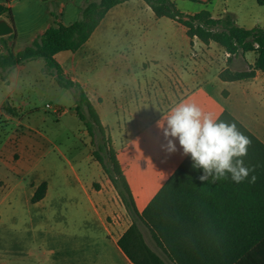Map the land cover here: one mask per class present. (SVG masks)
<instances>
[{"label":"crops","instance_id":"obj_1","mask_svg":"<svg viewBox=\"0 0 264 264\" xmlns=\"http://www.w3.org/2000/svg\"><path fill=\"white\" fill-rule=\"evenodd\" d=\"M50 1L53 6L47 12V20L32 34L25 47L54 24V13L65 25L76 21L85 0ZM173 1L182 12L204 14L202 10L182 9L178 1L184 0ZM0 3L11 9L14 20V1L0 0ZM234 6L222 7L217 13L210 14L220 17L229 12L242 27H264V14L259 8L255 9L254 4L253 12H247L243 2L235 1ZM0 18L7 20L16 30V44L19 31L15 22L12 24L6 16L0 15ZM143 30L157 40L153 43V58L160 66L169 57L180 55L183 59L170 61L158 78L151 79V84L136 82V77L131 81L120 82L100 70L103 60L111 58L112 45L120 42L124 34L128 36ZM160 36H165L164 47L160 45ZM196 50L200 51V55ZM224 53H227L226 50L216 42L206 44L197 37L188 36L187 28L178 21L158 17L145 0H128L108 11L79 50L56 54L57 61L70 78L84 87L103 125L108 128L113 148L141 214L187 157L182 154L178 140L175 153L168 154L161 148L166 141L159 125L166 122L167 116L178 103L195 102L205 113H211L216 118L227 111L264 143V72L258 71L255 77L249 79L224 81L220 78V73L228 67ZM256 57L254 52L240 54L234 58L232 68L240 70L236 66L244 64L249 68ZM239 59L242 60L236 65ZM148 84L158 89L157 94L153 97L146 94L141 101L135 99L131 92H143ZM116 90L124 92L121 99L113 93ZM101 168L87 185H79L82 194H64L61 197L63 201L72 203L73 210L63 212L57 229L48 223L47 212L30 213L26 232L31 236L21 241L25 253L18 257L14 248L17 243L9 237L7 248L11 250L6 249L5 252L9 253L0 255V264H134L118 245L133 219ZM75 183L67 180L69 187ZM38 186L33 188V194ZM49 190L50 183L45 197L33 202L35 207H44ZM207 197V201H211V197ZM216 197L221 201L220 196ZM68 218L72 221L70 225ZM145 220L147 224L139 221V227L146 243L152 250L162 253L160 242L149 228L148 217ZM163 257L172 264L167 256Z\"/></svg>","mask_w":264,"mask_h":264},{"label":"trees","instance_id":"obj_2","mask_svg":"<svg viewBox=\"0 0 264 264\" xmlns=\"http://www.w3.org/2000/svg\"><path fill=\"white\" fill-rule=\"evenodd\" d=\"M125 1L128 0H85L79 18L69 25L60 22L54 13V24L19 51L14 50L16 30L0 37V70L11 71L18 65L43 59L46 72L56 83L73 91L76 114L96 147L93 156L133 219L118 245L134 264H169L164 255L172 264H264V143L258 137L224 111L218 119L235 122L251 139L244 160L247 166L254 168L250 175L256 176L255 182L245 180L237 184L230 175L226 180L213 182L210 176L208 181L201 182L198 176L203 174V169H193L187 156L141 214L108 128L103 125L84 87L71 79L57 61L55 56L59 52L79 50L108 11ZM145 1L158 17L183 24L191 38L197 37L206 44L216 42L226 50L228 67L220 73L222 80L249 79L258 71L264 72V27H242L229 12L213 17L208 11L204 14L182 12L173 0ZM258 2L264 4V0ZM6 14L13 24L11 9L7 6L0 15ZM248 52L257 55L254 64L245 70H234V58ZM47 189V182L39 185L32 202L43 199ZM207 196L211 201H207ZM216 196H220L221 201ZM146 217L154 238L162 246L163 256L145 241L139 221L146 223Z\"/></svg>","mask_w":264,"mask_h":264},{"label":"rangeland","instance_id":"obj_3","mask_svg":"<svg viewBox=\"0 0 264 264\" xmlns=\"http://www.w3.org/2000/svg\"><path fill=\"white\" fill-rule=\"evenodd\" d=\"M13 1L14 22L19 31L15 51H19L44 25L53 2ZM235 1L245 3L247 12L257 7L264 14V6L256 0H184L178 3L185 10L217 13L222 7L234 8ZM159 41L164 47L165 36H160ZM155 42L157 40L144 30L128 36L124 34L120 42L112 45L111 58L103 60L100 70L120 82L136 77V82L151 84V79L158 78L170 61L183 59L180 55L169 57L160 66L153 58ZM196 51L200 55V51ZM224 56L228 58L226 53ZM241 60H237L236 65ZM236 67L248 68L245 64ZM157 92L158 89L148 84L143 92L131 93L141 101L144 95L153 97ZM113 93L118 99L124 96L119 90ZM76 103L73 91L60 87L46 72L43 59L27 62L11 71L0 70V255L9 253L6 249L11 250L7 248L11 237L17 243L14 245L16 255L23 256L26 249L21 241L31 236L26 232L30 213L47 212L48 223L57 229L63 212L73 210L72 203L61 197L82 194L79 185H87L97 173L100 164L93 156L96 147L76 114ZM67 180L76 183L69 187ZM43 182L50 183L47 201L44 207H35L31 201L33 188ZM68 223L72 224L70 218Z\"/></svg>","mask_w":264,"mask_h":264},{"label":"clouds","instance_id":"obj_4","mask_svg":"<svg viewBox=\"0 0 264 264\" xmlns=\"http://www.w3.org/2000/svg\"><path fill=\"white\" fill-rule=\"evenodd\" d=\"M166 141L161 145L168 154L177 151V140L182 154L190 156L193 169H203L201 182L230 179L240 184L254 183V168L245 164L251 139L239 130L235 122H225L205 113L195 102L178 103L159 125Z\"/></svg>","mask_w":264,"mask_h":264},{"label":"water","instance_id":"obj_5","mask_svg":"<svg viewBox=\"0 0 264 264\" xmlns=\"http://www.w3.org/2000/svg\"><path fill=\"white\" fill-rule=\"evenodd\" d=\"M47 1V0H44ZM5 9V5L0 3V14ZM14 27L5 19L0 18V37L13 33Z\"/></svg>","mask_w":264,"mask_h":264},{"label":"built area","instance_id":"obj_6","mask_svg":"<svg viewBox=\"0 0 264 264\" xmlns=\"http://www.w3.org/2000/svg\"><path fill=\"white\" fill-rule=\"evenodd\" d=\"M227 54V57L229 56V54L228 53H226Z\"/></svg>","mask_w":264,"mask_h":264},{"label":"flooded vegetation","instance_id":"obj_7","mask_svg":"<svg viewBox=\"0 0 264 264\" xmlns=\"http://www.w3.org/2000/svg\"><path fill=\"white\" fill-rule=\"evenodd\" d=\"M88 132V131H87ZM89 134V133H88ZM92 138V137H91Z\"/></svg>","mask_w":264,"mask_h":264}]
</instances>
